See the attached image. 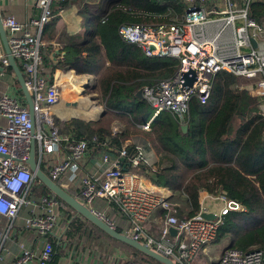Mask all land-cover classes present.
<instances>
[{"label":"built area","instance_id":"1","mask_svg":"<svg viewBox=\"0 0 264 264\" xmlns=\"http://www.w3.org/2000/svg\"><path fill=\"white\" fill-rule=\"evenodd\" d=\"M184 1L187 8L180 19L153 25L128 24L120 30L124 40L139 46L147 57H169L178 61L173 77L142 88L143 98L153 110V120L162 113H169L184 122L194 98L201 104L208 102L215 78L222 72L247 80L260 78L258 87L264 90V21L251 15L255 0ZM35 2L42 15L31 20L30 25L38 28L37 33H31L27 25L11 14L3 18L11 56L19 62L35 110L32 120L29 108L16 98L9 94L0 97V119L5 121L0 124V218L8 219L7 230L0 227V261L5 258V245L15 219L21 209L28 206L32 211L26 218V227L46 241L39 252L28 248L24 241H18L19 254L13 264H53L54 247L49 238L59 220L58 209L61 206L71 209L30 166L35 148L41 170L69 192L80 184L84 203L112 227L116 228V224L93 208L97 200L107 199L117 206L130 223L128 236L175 264H195L199 253L216 241L224 216L242 212L244 207L222 193L216 198L224 205L215 220L202 216L208 212L205 209L192 218L180 220L174 215L176 204L160 189L146 184L145 178L137 173L142 163L151 162L141 147L134 156L124 147L117 159L104 152L100 161L105 168L103 181L91 174L80 178L81 161L90 149L89 141H76L60 133L51 113L52 106L59 102V93L45 74L41 38L44 25L56 12L63 11L62 0ZM2 63L10 66L8 57H4ZM185 74L194 76L192 85L186 84ZM142 127L149 131L151 122ZM117 133L121 130L115 128L114 134ZM106 147V142L100 144L104 151ZM62 148L67 150L64 161L53 163L52 156L59 154ZM36 197L39 201L34 199ZM157 210L168 212L159 239L150 236L144 228ZM172 228L176 230L174 237ZM210 264H264V252L226 248Z\"/></svg>","mask_w":264,"mask_h":264},{"label":"trees","instance_id":"2","mask_svg":"<svg viewBox=\"0 0 264 264\" xmlns=\"http://www.w3.org/2000/svg\"><path fill=\"white\" fill-rule=\"evenodd\" d=\"M74 4L87 27L83 36L61 35L66 59L59 66L65 72L95 75L90 92L97 93L107 112L98 121L57 124L62 136L72 133L76 141L87 140L93 147L104 142L116 118L126 120L128 129L146 122L150 107L137 97L139 91L173 77L178 68L175 59L147 57L139 46L124 40L121 27L169 22L184 5L181 0H62L64 8ZM251 15L264 20V2L255 0ZM44 66L50 69L45 57ZM241 82L235 75L219 73L208 102L194 98L184 122L160 114L147 134L158 155V168L142 165L137 173L152 185L171 190L174 215L180 220L200 213L201 191L223 193L238 202L244 211L224 216L213 244L229 239L227 248L264 252V99ZM95 137L99 140L93 141ZM122 142L112 141L117 151ZM167 213L163 210V218ZM136 257L133 262L140 264Z\"/></svg>","mask_w":264,"mask_h":264},{"label":"crops","instance_id":"3","mask_svg":"<svg viewBox=\"0 0 264 264\" xmlns=\"http://www.w3.org/2000/svg\"><path fill=\"white\" fill-rule=\"evenodd\" d=\"M258 1L264 2V0ZM181 2L184 5V11H182L179 16L171 18L170 21L175 18L180 19L183 16L187 8V4L184 0H181ZM0 13L2 18H4L7 14H11L18 22L27 25L31 33H37L38 28L30 25L31 20L38 19L42 15V12L37 7L35 0H0ZM153 24L156 23H151L148 25ZM86 27L87 26L83 17L78 13V8L74 4L67 8L63 7V11L61 13L56 12L55 16L50 22L44 25L42 30L41 38L44 43L43 56L50 61V69H45V72L48 78L52 77V83L57 86L59 93V102L52 106L51 113L53 114L56 122L59 124L66 123L72 119L98 121L107 112L104 104L99 100L97 93L90 92V89L96 83L95 75H79L75 70L65 72L64 69L59 66V62L64 63L66 59V52L62 49L61 35L63 33H67L69 36H83L84 32L86 31ZM6 32L8 39V31L6 30ZM1 48H3V44L2 39L0 38V49ZM4 57H8L7 52L1 49L0 97L4 94H9L16 98L21 105L28 107V102L24 93L22 92L12 66L10 65L7 67L2 63V59ZM18 63L19 62H17V65H19ZM142 99L144 100V98ZM149 109L147 121L142 124L131 125L129 129V123L126 120L119 118L113 120V122L110 124V133L106 135V138L104 139V142L107 143L106 150L104 151L101 149L100 145L90 147L85 158L81 161L79 177L81 178L82 176L91 174L99 177V179L103 181L105 177V168H103L100 162L102 155L104 152H108L112 159H117L121 149L124 147L127 148L130 156L136 155L138 153V147H141L146 152V154L149 155L151 162L142 163L140 166L146 165L156 170L158 168V155L150 138L147 135L151 129L147 131L142 127L144 124L149 122L152 124V122L156 119L155 118L153 120V112L151 107ZM4 123L5 121L0 119V124ZM116 127L121 130L120 134H114V129ZM64 135L66 137L75 138V135L72 133ZM114 140L123 141L119 151H117L115 145L112 144V141ZM60 151L61 152L59 154L52 156L51 159L53 163H61L64 161L67 155V150L64 151L62 148ZM146 184L160 189L168 196L169 199H171L173 196V193L168 188L152 185V183L148 180H146ZM70 191L72 195L84 203L83 197L81 196L80 184L78 186L77 183L75 188H70ZM217 196L219 195H211L205 191H201V209L208 210L209 213H214V211H212V207L214 206L215 202L217 203L220 201L216 198ZM34 199L39 201V198L37 197ZM93 208L98 211L103 210V212L108 213L109 217L111 216V218L116 221V229L120 230L126 235L128 234L130 228L129 221L120 213L117 206H115L109 200L99 199L95 202ZM31 211V207L25 206L21 209L18 217L15 219L13 227L9 231V239L5 245V258L4 260L0 261V264H13L19 254L17 247L18 241H24L28 248L36 252H39L43 249L46 241L45 237L40 236L36 232L28 230L26 227V218L31 216ZM58 211L59 220L54 232L49 238V240H53L55 244V257L53 259V263L136 264L133 261L135 260L134 257L137 255L136 258L139 260L140 264H155V262L149 263L148 260H145L144 254L137 252L122 243L112 240L109 236L102 233L87 220L78 215L74 210L66 209V211H68L66 212L60 207ZM162 212L163 210H157L152 219L144 225L146 232L155 239H159L161 236L163 221L165 219L162 216ZM7 226L8 219L0 218V227L5 231L7 230ZM172 237L174 236L172 235ZM53 242L51 243L53 244ZM223 244L224 241L218 245L212 244L207 246L199 253L195 264H210L214 260L218 259L227 248L224 247Z\"/></svg>","mask_w":264,"mask_h":264},{"label":"water","instance_id":"4","mask_svg":"<svg viewBox=\"0 0 264 264\" xmlns=\"http://www.w3.org/2000/svg\"><path fill=\"white\" fill-rule=\"evenodd\" d=\"M0 38L2 39L3 50L7 52L8 59L10 61V65L12 66L22 92L24 93L26 100L28 102V107L31 113L32 120H34V110L35 105L33 101V97L30 94L26 83L24 74L21 71L20 67L17 65L16 60L11 56L10 47L7 39V32L5 30L3 24V18L0 13ZM0 49V51H1ZM186 84L192 85L194 81V76L190 77L189 74H185ZM138 98H143L142 90L139 91ZM184 132H187L188 126H183ZM29 164L32 167L33 171L36 173L37 177L53 192L57 195L59 199H61L68 207L74 210L78 215L87 220L90 224L96 227L105 235L109 236L112 240L122 243L133 250L140 252L152 259L155 264H175L171 259L163 256L162 254L156 252L155 250L149 248L148 246L142 244L141 242L135 240L134 238L118 231L116 228L112 227L106 220L100 218L93 210L89 208L85 203L81 202L74 195H72L69 191L64 188L58 186L38 165L35 155V148L32 150L31 158L29 160ZM202 216L207 220H215L217 215L213 213L204 212ZM171 233L173 236H176V230L174 228L171 229Z\"/></svg>","mask_w":264,"mask_h":264},{"label":"rangeland","instance_id":"5","mask_svg":"<svg viewBox=\"0 0 264 264\" xmlns=\"http://www.w3.org/2000/svg\"><path fill=\"white\" fill-rule=\"evenodd\" d=\"M87 78V77H86ZM242 82H241V85H247V86H253L251 87V93L254 94L255 96L257 97H262L264 99V90H260L259 87H258V84L259 82L261 81L260 78H257L255 80H247V79H244V78H241ZM262 111L264 112V104L262 105L261 107ZM118 128V127H116ZM121 128V127H120ZM119 129V128H118ZM150 186V185H149ZM223 202L219 201V202H215L214 206L212 207V211H214V213L216 214H219L220 210H221V207L223 206ZM100 212L106 214V216H108V218H110V220L112 222H114V224H116V221L114 219L111 218V216L109 217V214L106 213V212H103V210H100ZM213 213V214H214ZM224 241V244L223 246L224 247H228L229 246V240L226 239V240H223ZM140 254V253H138ZM144 256V255H143ZM145 260H148L149 263H152V259L148 258L145 256ZM197 260V259H196Z\"/></svg>","mask_w":264,"mask_h":264}]
</instances>
